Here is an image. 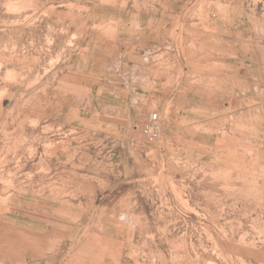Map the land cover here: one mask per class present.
Segmentation results:
<instances>
[{"label":"rangeland","instance_id":"374dc122","mask_svg":"<svg viewBox=\"0 0 264 264\" xmlns=\"http://www.w3.org/2000/svg\"><path fill=\"white\" fill-rule=\"evenodd\" d=\"M114 1L0 0V264H264V0L201 4L231 30L155 48L145 89Z\"/></svg>","mask_w":264,"mask_h":264},{"label":"crops","instance_id":"0c3cea01","mask_svg":"<svg viewBox=\"0 0 264 264\" xmlns=\"http://www.w3.org/2000/svg\"><path fill=\"white\" fill-rule=\"evenodd\" d=\"M207 2L208 0H138V2L135 3V0H131L129 4L124 6L117 0L114 2L93 4L91 6V13L95 22H108L110 26L115 27L118 38L120 39V52L118 49L117 51L120 56L130 60V66H128L130 79H133L136 85L138 84L141 88L145 89L144 85H149V76L147 74L138 75V73L144 71L143 69L147 67L146 62L152 58V54L156 51L155 48L157 49L159 46H163L170 40L173 42L178 41L182 38V34H187V39H190V34L194 35L193 38H195L196 41L199 34L205 35L204 30H202L203 32H199L195 28L196 23L202 24L200 26L202 29L206 24H211L216 28H220L223 32L228 31V29L231 30L232 22H229L231 17L229 19V17H225L224 15L219 16L217 18L222 19V22H218L217 18L209 20V16H206L200 11L201 4H204L203 11L206 10L205 7H207ZM239 2L240 1L230 6L237 7ZM225 4L229 5L228 3ZM187 11H189L188 15ZM186 15L189 18L188 20L185 18ZM193 16L197 17V19L194 20V24L191 23ZM187 30H190L191 33H185ZM224 34L221 33L220 37L222 38ZM257 34L260 36L259 33ZM258 38V36H255L253 42H246L243 40L242 36L241 38L237 37L234 41V45L235 47L238 46L241 51L243 50L242 48H244L245 51L248 49L252 50L254 49V45L261 49L257 41ZM227 41L228 39L223 37V44L227 43ZM137 57L142 58L143 62L141 64L136 63ZM252 58V64L250 61L245 64L247 66L253 65V70L259 71V59H256L254 55ZM241 64L243 65L242 61ZM262 73H264V70ZM251 74L254 75V72L251 71ZM253 78L256 80V84L252 85V88L257 91L260 90V93H263L264 87L259 83V77L254 75ZM137 80H141L145 83L142 84L141 82L139 84ZM154 81L156 80L151 79L150 84H153ZM248 87V84L244 83H241V86L238 87L240 91L238 94L241 98H244L243 95H246L244 91H246ZM134 100L139 101L138 98Z\"/></svg>","mask_w":264,"mask_h":264},{"label":"built area","instance_id":"2783aa9c","mask_svg":"<svg viewBox=\"0 0 264 264\" xmlns=\"http://www.w3.org/2000/svg\"><path fill=\"white\" fill-rule=\"evenodd\" d=\"M168 129L164 118L159 110H151L144 118L141 131L143 136L149 141L159 139Z\"/></svg>","mask_w":264,"mask_h":264}]
</instances>
